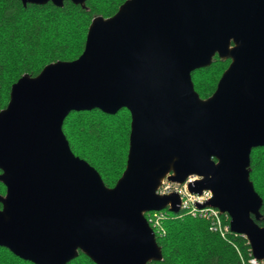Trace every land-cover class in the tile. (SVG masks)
<instances>
[{
    "label": "water",
    "instance_id": "obj_1",
    "mask_svg": "<svg viewBox=\"0 0 264 264\" xmlns=\"http://www.w3.org/2000/svg\"><path fill=\"white\" fill-rule=\"evenodd\" d=\"M66 0H22L26 6ZM84 5L87 0H71ZM231 58L209 98L192 72ZM131 113L127 164L113 186L76 154L63 129L72 111ZM264 145V0H126L91 23L73 60L23 75L0 110V245L36 264H67L79 250L97 264H150L163 253L146 210H180L156 190L168 172L190 174L199 206L230 216L264 260L263 197L250 178Z\"/></svg>",
    "mask_w": 264,
    "mask_h": 264
},
{
    "label": "trees",
    "instance_id": "obj_2",
    "mask_svg": "<svg viewBox=\"0 0 264 264\" xmlns=\"http://www.w3.org/2000/svg\"><path fill=\"white\" fill-rule=\"evenodd\" d=\"M126 0H87L84 5L66 0L59 7L51 1L26 6L22 0H0V110L10 100L12 85L25 74L36 76L47 64L78 58L85 48L87 33L96 17L114 15ZM230 64V58L215 56L209 66L192 72L196 91L209 98ZM131 113L127 108L115 114L99 108L72 111L63 129L73 151L87 159L113 186L123 174L129 151ZM1 171V170H0ZM250 178L263 197L260 217L264 225V145L251 153ZM0 193L6 185L0 180ZM2 202H0V207ZM164 232H156L162 259L150 264H255L246 235L229 230L225 235L213 230L209 220L180 207L164 210ZM229 222V215L224 214ZM0 264H36L0 245ZM67 264H97L79 250ZM256 264H264L260 260Z\"/></svg>",
    "mask_w": 264,
    "mask_h": 264
},
{
    "label": "built area",
    "instance_id": "obj_3",
    "mask_svg": "<svg viewBox=\"0 0 264 264\" xmlns=\"http://www.w3.org/2000/svg\"><path fill=\"white\" fill-rule=\"evenodd\" d=\"M171 173L172 172H168L164 177H162L156 190L159 194L164 195L177 192L180 196V207L188 209L189 212H191L193 215H198L209 220L210 226L213 230L220 232L222 235H225L227 231L232 230L230 220L228 222L226 216H224L226 212H223L218 207L212 205L199 206V203H204L213 195L212 190L209 188H204L200 193L190 190L189 183L200 178V175L190 174L185 179V181L180 182L171 179L169 177ZM170 205L171 204L169 203L168 207ZM166 208L146 210L144 212L155 232L165 231L164 210ZM260 260L263 259L257 258L254 254L250 258V261L255 264L258 263Z\"/></svg>",
    "mask_w": 264,
    "mask_h": 264
},
{
    "label": "flooded vegetation",
    "instance_id": "obj_4",
    "mask_svg": "<svg viewBox=\"0 0 264 264\" xmlns=\"http://www.w3.org/2000/svg\"><path fill=\"white\" fill-rule=\"evenodd\" d=\"M217 56V55H216ZM228 58H230V57H228ZM230 63H231V58H230ZM230 65V64H229ZM229 67V66H228ZM3 205V204H2ZM2 207V206H1Z\"/></svg>",
    "mask_w": 264,
    "mask_h": 264
},
{
    "label": "rangeland",
    "instance_id": "obj_5",
    "mask_svg": "<svg viewBox=\"0 0 264 264\" xmlns=\"http://www.w3.org/2000/svg\"><path fill=\"white\" fill-rule=\"evenodd\" d=\"M218 56V55H217ZM221 58V57H220ZM169 208V207H168Z\"/></svg>",
    "mask_w": 264,
    "mask_h": 264
},
{
    "label": "bare ground",
    "instance_id": "obj_6",
    "mask_svg": "<svg viewBox=\"0 0 264 264\" xmlns=\"http://www.w3.org/2000/svg\"><path fill=\"white\" fill-rule=\"evenodd\" d=\"M230 217V216H229ZM156 233V232H155Z\"/></svg>",
    "mask_w": 264,
    "mask_h": 264
}]
</instances>
